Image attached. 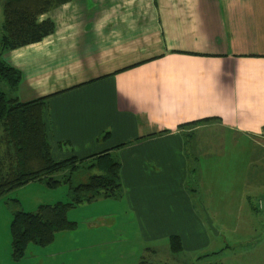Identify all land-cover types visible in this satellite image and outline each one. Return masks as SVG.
Segmentation results:
<instances>
[{
  "label": "crops",
  "instance_id": "obj_1",
  "mask_svg": "<svg viewBox=\"0 0 264 264\" xmlns=\"http://www.w3.org/2000/svg\"><path fill=\"white\" fill-rule=\"evenodd\" d=\"M43 19L50 34L2 53L21 73L16 95L47 96L54 159L106 150L119 159L118 201L151 236L186 230L190 153L226 151V136L264 154V0H69ZM112 214L87 227H110Z\"/></svg>",
  "mask_w": 264,
  "mask_h": 264
},
{
  "label": "rangeland",
  "instance_id": "obj_2",
  "mask_svg": "<svg viewBox=\"0 0 264 264\" xmlns=\"http://www.w3.org/2000/svg\"><path fill=\"white\" fill-rule=\"evenodd\" d=\"M2 3L0 0V25ZM0 89L8 94L6 82H0ZM228 138H223L226 151L219 154L201 156L197 161L195 154H189L191 169L184 186L189 207L181 210L185 216L183 232L171 228L174 231L165 237L151 236L142 217L128 209L126 202L118 201L122 196L99 197L104 201L94 199L66 209L65 217L74 225L68 229L72 232L68 240L67 232L57 231L45 246L29 243L24 256L15 261L11 258V209L15 206L11 199L30 212L41 204L70 199L69 184L64 182L56 187L22 185L0 197V264H34L35 257L42 258L43 264H139L141 260L158 264H264V211L253 209L257 199L264 197V154L249 140L236 137L239 142H233ZM108 211L113 212L110 227L98 222L97 227H87L90 216ZM207 217L217 233L209 227ZM172 233L181 236L183 250L169 254L161 246L167 245ZM147 247L160 251L154 255Z\"/></svg>",
  "mask_w": 264,
  "mask_h": 264
},
{
  "label": "trees",
  "instance_id": "obj_3",
  "mask_svg": "<svg viewBox=\"0 0 264 264\" xmlns=\"http://www.w3.org/2000/svg\"><path fill=\"white\" fill-rule=\"evenodd\" d=\"M67 1L3 0L2 3L0 82L7 83L8 94L0 89V197L33 180L42 181L48 187L67 183L70 197L65 203L41 204L34 212L23 210L17 199H11L15 205L10 223L11 258L15 261L24 256L29 243L45 246L54 239L57 231L74 226L65 217L68 207L99 197L122 196L121 163L111 151L84 158H53L43 119L47 96L19 101L16 88L21 73L2 58L4 51L37 42L50 34L54 29L53 22L50 19L39 21L38 17ZM109 134L106 131L100 138H108ZM93 169L98 173L88 174ZM86 172L88 175L82 178ZM253 209L259 210L257 205ZM168 243L172 253L182 250L178 235H169ZM139 264L157 263L141 260Z\"/></svg>",
  "mask_w": 264,
  "mask_h": 264
},
{
  "label": "built area",
  "instance_id": "obj_4",
  "mask_svg": "<svg viewBox=\"0 0 264 264\" xmlns=\"http://www.w3.org/2000/svg\"><path fill=\"white\" fill-rule=\"evenodd\" d=\"M256 205L259 210L264 211V197L257 199Z\"/></svg>",
  "mask_w": 264,
  "mask_h": 264
},
{
  "label": "water",
  "instance_id": "obj_5",
  "mask_svg": "<svg viewBox=\"0 0 264 264\" xmlns=\"http://www.w3.org/2000/svg\"><path fill=\"white\" fill-rule=\"evenodd\" d=\"M207 222H208L209 227L213 230V232L217 233V230L213 227L212 221L209 217H207Z\"/></svg>",
  "mask_w": 264,
  "mask_h": 264
}]
</instances>
